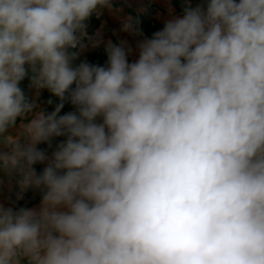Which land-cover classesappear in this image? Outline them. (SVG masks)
Masks as SVG:
<instances>
[{
  "label": "clouds",
  "instance_id": "1",
  "mask_svg": "<svg viewBox=\"0 0 264 264\" xmlns=\"http://www.w3.org/2000/svg\"><path fill=\"white\" fill-rule=\"evenodd\" d=\"M101 9L0 0V173L43 193L0 204V264H264V0L185 7L135 61L108 41L105 65L75 64Z\"/></svg>",
  "mask_w": 264,
  "mask_h": 264
},
{
  "label": "crops",
  "instance_id": "2",
  "mask_svg": "<svg viewBox=\"0 0 264 264\" xmlns=\"http://www.w3.org/2000/svg\"><path fill=\"white\" fill-rule=\"evenodd\" d=\"M154 4L160 7L158 13L153 14L151 17L147 15L149 8L148 0H112L113 9L109 11L108 9H101L99 15L94 13L93 15L98 19L100 26L96 30L95 36L97 33L100 34L101 43L97 47L89 46L83 51L79 59L85 62L87 56L90 53H93L99 49L106 48L107 42L111 41L114 44H120L122 41L126 42V47L131 48L132 51L128 55L129 62H133L138 58V49L137 43L144 39L150 38L148 35H138L135 31L125 32L122 30L123 23L126 21L128 16H132L133 19L139 18L150 24L151 28H157L158 31L163 27L164 21L172 18L176 15V12L182 7L193 6V0H152ZM45 90L41 91L40 96L44 93ZM39 96V98H40ZM28 97L30 99L35 98V90L30 89ZM38 98V99H39ZM38 103V100H37ZM46 107L45 104L38 103V108L36 111L44 110ZM27 119H31L29 116ZM27 119L24 122H27ZM20 121H17V127L10 129V133L15 135L18 129ZM44 167L45 165L42 164ZM0 180L3 182L0 183V204L4 206H9V196L16 187L15 179L11 181L3 173H0ZM28 191V190H27ZM21 193L18 187V195L24 196L26 192ZM40 203L33 206L32 208H39Z\"/></svg>",
  "mask_w": 264,
  "mask_h": 264
},
{
  "label": "trees",
  "instance_id": "3",
  "mask_svg": "<svg viewBox=\"0 0 264 264\" xmlns=\"http://www.w3.org/2000/svg\"><path fill=\"white\" fill-rule=\"evenodd\" d=\"M194 4L193 6H202L206 7V0H193ZM87 32L89 35H94L96 30L99 28L100 23L98 19L94 15H92L87 21ZM157 28H151L150 24L147 23L144 20H141V30L144 34L148 35L149 37L152 36V34L155 32ZM107 61V53L104 49H99L93 53H90L87 56V59L85 62L91 63V64H99V65H105ZM80 62H83L78 58L77 61H75V64H79ZM21 87L24 89L25 93L28 95L31 88H29V80L26 78L21 83ZM48 100H52V104H48ZM38 103L45 104L46 107L44 109L45 112L50 113L55 109V106L57 103H59V99L55 96H53L50 92L47 90L44 91V93L40 96L38 99ZM73 107L69 103H65L64 108L61 110V115L68 112L73 111ZM64 139L63 137L55 138L53 141V147H55V144L59 142L60 140ZM41 149H46L49 154L51 153L52 149H48L46 144H41L38 146ZM37 173L42 172L44 166L42 164H36L34 165ZM16 183V182H15ZM18 195V186L16 184L15 189L9 196V206H13L15 208L25 207V208H32L33 206L37 205L41 202L42 199V191L39 189H29L24 196H22V199H17Z\"/></svg>",
  "mask_w": 264,
  "mask_h": 264
},
{
  "label": "built area",
  "instance_id": "4",
  "mask_svg": "<svg viewBox=\"0 0 264 264\" xmlns=\"http://www.w3.org/2000/svg\"><path fill=\"white\" fill-rule=\"evenodd\" d=\"M149 1V8H148V12H147V15L148 16H152L153 14H156L158 13L160 10V7H158L156 4H154V2L152 0H148ZM191 7H196V6H191ZM185 7H182L180 8L177 12H176V15H179V16H182L183 15V10H184ZM139 19V18H138ZM140 23L139 25L137 26L140 31H141V20L139 19Z\"/></svg>",
  "mask_w": 264,
  "mask_h": 264
}]
</instances>
